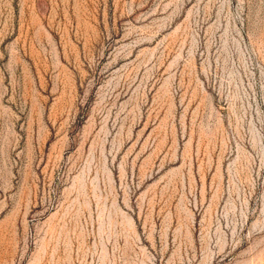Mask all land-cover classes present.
<instances>
[{
    "label": "rangeland",
    "instance_id": "rangeland-1",
    "mask_svg": "<svg viewBox=\"0 0 264 264\" xmlns=\"http://www.w3.org/2000/svg\"><path fill=\"white\" fill-rule=\"evenodd\" d=\"M0 264H264V0H0Z\"/></svg>",
    "mask_w": 264,
    "mask_h": 264
}]
</instances>
